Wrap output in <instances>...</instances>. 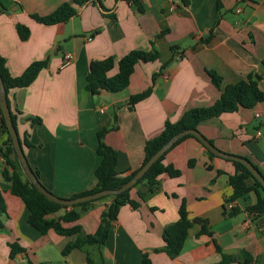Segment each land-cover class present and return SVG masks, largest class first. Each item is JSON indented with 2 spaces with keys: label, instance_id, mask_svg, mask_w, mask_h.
I'll list each match as a JSON object with an SVG mask.
<instances>
[{
  "label": "crops",
  "instance_id": "0c3cea01",
  "mask_svg": "<svg viewBox=\"0 0 264 264\" xmlns=\"http://www.w3.org/2000/svg\"><path fill=\"white\" fill-rule=\"evenodd\" d=\"M72 2L0 0L5 8L0 11V57L9 74L18 77L31 64L46 63L33 83L10 90L8 99L20 136H30L25 155L31 168L60 198L70 199L96 186L99 130L109 129L104 141L118 153L116 170L134 171L144 162L146 142L167 122H178L190 109L212 106L227 86L250 74L262 76L259 87L264 93V0H189L187 6L183 0ZM64 3L76 11L67 21L44 24L34 18L50 15ZM20 25L29 30L26 40L19 35ZM132 51H155L159 59L138 63L122 91L92 95L86 90L91 62L119 60ZM67 53L73 62L63 66ZM208 72L221 78L220 88ZM155 73L159 75L153 84ZM149 88L151 94L131 108V97ZM198 131L220 151L251 161L264 176V102L202 122ZM5 139L0 114V190L6 210L1 218L0 264L59 262V254L77 236L53 230L42 234L28 223L27 207L11 194V184L1 173L6 167ZM164 164L179 170V177L162 175L158 190L138 209H121L104 246L74 250L62 263L141 264L142 254L148 253L153 264H218L219 247L224 255L240 254L239 261L231 264H264V217L247 210L256 203V194L228 202L233 194L230 178L236 171L233 163L210 158L199 141L187 138L167 153ZM182 203L191 220L207 221L211 236L194 224L181 254L171 259L155 250L163 248V231L179 219ZM109 204L110 199H100L79 221L64 226L94 234ZM230 204L240 210L232 218L225 215ZM66 211L47 219L59 220ZM11 243L26 253L11 258Z\"/></svg>",
  "mask_w": 264,
  "mask_h": 264
},
{
  "label": "trees",
  "instance_id": "16d2710c",
  "mask_svg": "<svg viewBox=\"0 0 264 264\" xmlns=\"http://www.w3.org/2000/svg\"><path fill=\"white\" fill-rule=\"evenodd\" d=\"M91 0H73V4L81 5ZM98 1V0H93ZM185 6L189 5V0H183ZM218 10H220V2L218 3ZM0 11H5V8L0 3ZM76 14L75 9L71 3L62 4L57 10L50 15L40 17L34 16V18L44 24H56L65 22ZM18 32L22 40H26L29 37L28 28L20 25L18 26ZM159 59V55L155 51H132L119 60L114 57H109L101 61H93L90 64L89 72L87 74L86 90L92 95H98L101 91L107 92H119L126 89L129 86L131 75L134 72L135 66L140 62H154ZM264 66V60L262 61ZM46 66L45 62H35L31 64L22 75L18 77H12L6 66L4 60L0 57V74L6 88L7 95L10 90L21 89L28 87L37 78L38 74ZM164 68V65L162 66ZM115 69L117 72L111 74ZM212 77L214 85L220 88L221 78L213 72H208ZM159 74L155 73L152 76V83L156 81ZM262 76L259 73L250 74L245 80H241L234 85L227 86L220 99L209 107L193 108L185 112L182 118L176 122H167L163 131L156 137L149 139L145 144V159L142 164L144 166L151 157L175 134L189 129L198 130L199 124L205 122L214 117H219L224 113H233L240 108L252 109L257 104L264 102V93L259 87V81ZM152 92V88L147 91L133 95L130 99V107L134 108L135 105L147 98ZM9 103V99H8ZM10 106V103H9ZM11 109V107H10ZM1 121L6 139L4 141V149L2 150L3 158L5 159L6 167L2 170L4 179L9 182L10 192L12 195L20 198L29 211L28 223L40 231L42 234H46L48 231L53 230L61 236H77L76 240L68 243L62 250V256L66 258L74 250H82L87 246L102 247L106 244L110 232L114 226V223L119 219L121 209L124 206H130L133 209H138L142 203L146 201V198L155 193L159 187V178L162 175H168L171 178L179 177V170L175 169L172 165H165L164 160L168 152H166L158 162H156L152 168L145 174V176L139 180V182L130 190L118 195V196H106L100 199H110V204L106 206L105 211L102 213L100 223L97 231L94 234L84 235L81 227H65V223H73L79 221L84 213L89 211L94 202L91 201L82 204H78L72 207L61 206L56 204L45 196H43L28 180L22 166L17 158L15 149L8 129L3 121L2 113ZM12 119L17 129L16 115L11 110ZM33 122L37 120H32ZM18 132V129H17ZM109 132V129L104 128L97 132L99 146L97 154L101 157V163L95 170V177L97 179L96 186L87 192L76 194L70 199H76L82 196L94 194L104 190H116L121 188L124 184L129 182L138 170L118 172L117 162L118 153L111 146L107 145L104 141L105 135ZM19 139L21 146L25 153V148H30V136L26 133L24 136H20ZM187 138H194L189 135L178 141L174 147ZM197 140V139H196ZM198 141V140H197ZM206 149V148H205ZM207 150V149H206ZM207 154L210 158L216 156L207 150ZM235 166V174L230 178V186L233 188V194L228 202H233L242 197H247L249 194H256V203L249 207L247 210L249 213H256L259 216L264 217V189L262 185L254 178L252 173L241 163L231 161ZM190 165L193 161L189 162ZM141 166V167H142ZM256 167V166H255ZM257 168V167H256ZM11 169V171L9 170ZM36 176L37 173H35ZM136 193L137 198H133V193ZM263 194V195H262ZM99 199V200H100ZM62 209L67 210L66 213L59 220H49L47 216L56 213ZM5 201L3 197V191L0 190V229L3 228L2 215L5 213ZM240 213L237 206H232L229 211H226L225 215L229 218L235 217ZM194 224L201 225V233L211 236V232L208 230L207 221L203 219L189 218L187 207L184 203L179 208V219L168 225L163 231L164 246L159 250H155L156 253H166L171 259L177 258L184 247L185 241L188 237L189 230ZM10 257L14 258L18 254H25L26 251L17 243L9 244ZM217 252L222 255V261L218 264H231L239 261V255H224L219 247ZM241 256H245V261H250V258L245 252L241 253ZM88 262L90 258L88 256ZM28 264H34L31 260ZM46 264V263H39ZM68 264V263H64ZM141 264H153L148 253H144L141 256Z\"/></svg>",
  "mask_w": 264,
  "mask_h": 264
},
{
  "label": "water",
  "instance_id": "95a60500",
  "mask_svg": "<svg viewBox=\"0 0 264 264\" xmlns=\"http://www.w3.org/2000/svg\"><path fill=\"white\" fill-rule=\"evenodd\" d=\"M0 111L2 113L3 121L8 129L9 135L11 137L13 147L15 149V153L17 155V158L22 166V169L24 171V174L28 178V180L31 182V184L47 199L50 201L59 204L61 206L66 207H72L76 206L78 204L91 202L99 200L100 198L106 197V196H118L131 188H133L140 179H142L145 174L152 168V166L160 160V158L168 152L170 149L174 147V145L180 141L182 138L192 135L194 136L209 152L214 154L216 157L223 158L226 160L239 162L243 166H245L254 176V178L262 185L264 189V176L261 174V172L255 167V165L249 161L246 158L227 154L222 151H220L216 146L211 143L204 135H202L198 130L195 129H189V130H183L177 134H175L170 140H168L152 157L151 159L142 166L138 172L134 175V177L124 184L121 188L116 190H104L101 192H97L94 194L82 196L76 199H63L56 195H54L52 192H50L43 184L40 182L38 177L36 176L35 172L31 168L27 157L23 151V148L21 146V142L19 139V135L17 132V129L14 125L12 115H11V109L8 103V95L6 92V88L4 86L1 74H0Z\"/></svg>",
  "mask_w": 264,
  "mask_h": 264
},
{
  "label": "built area",
  "instance_id": "2783aa9c",
  "mask_svg": "<svg viewBox=\"0 0 264 264\" xmlns=\"http://www.w3.org/2000/svg\"><path fill=\"white\" fill-rule=\"evenodd\" d=\"M72 62H73V55L70 54V53L65 54V56H64V64H63V66H68V65H70ZM258 135H260V133H258ZM232 206H233V205L230 204V208H232Z\"/></svg>",
  "mask_w": 264,
  "mask_h": 264
},
{
  "label": "rangeland",
  "instance_id": "374dc122",
  "mask_svg": "<svg viewBox=\"0 0 264 264\" xmlns=\"http://www.w3.org/2000/svg\"><path fill=\"white\" fill-rule=\"evenodd\" d=\"M93 206H94V205H93ZM84 252L87 253V255H88V251H87V250H85ZM84 252H83V253H84ZM85 253H84V254H85ZM94 257H95V256H94ZM91 258H92V257H91ZM62 261H63V256H61V255L59 254V262H55V261H54L53 264H61ZM63 263H64V262H63ZM63 263H62V264H63ZM96 263H97V261H96Z\"/></svg>",
  "mask_w": 264,
  "mask_h": 264
}]
</instances>
